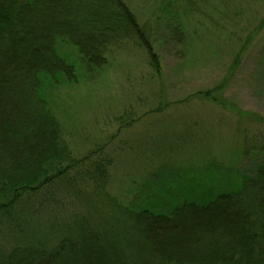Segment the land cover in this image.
Returning a JSON list of instances; mask_svg holds the SVG:
<instances>
[{
    "label": "trees",
    "instance_id": "obj_1",
    "mask_svg": "<svg viewBox=\"0 0 264 264\" xmlns=\"http://www.w3.org/2000/svg\"><path fill=\"white\" fill-rule=\"evenodd\" d=\"M263 30L264 16L229 75ZM145 31L125 0H0V264H264V115L229 107L260 128L241 139L242 167L159 171L136 201L111 190L113 154L80 157L67 139L62 85L133 40L161 71ZM225 88L196 95L227 107Z\"/></svg>",
    "mask_w": 264,
    "mask_h": 264
},
{
    "label": "rangeland",
    "instance_id": "obj_2",
    "mask_svg": "<svg viewBox=\"0 0 264 264\" xmlns=\"http://www.w3.org/2000/svg\"><path fill=\"white\" fill-rule=\"evenodd\" d=\"M125 1L146 28L161 71L139 42H125L99 72L88 70L75 87L62 85L58 114L77 156L99 145L113 154L111 190L136 201L137 186L157 180L159 171L203 169L211 159L240 163L242 137L260 128L234 110L264 115V30L229 72L264 16V0ZM221 82L227 107L198 99V91Z\"/></svg>",
    "mask_w": 264,
    "mask_h": 264
}]
</instances>
